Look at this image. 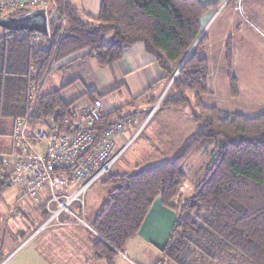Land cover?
<instances>
[{
    "label": "trees",
    "instance_id": "obj_1",
    "mask_svg": "<svg viewBox=\"0 0 264 264\" xmlns=\"http://www.w3.org/2000/svg\"><path fill=\"white\" fill-rule=\"evenodd\" d=\"M54 1L57 9L48 25L49 34L41 41L31 39L34 33L20 31L9 36L12 32L0 28L1 118L13 121L14 128L16 119L28 115L33 126L47 117H73L72 102L66 103L59 90L40 91L32 108L28 88L40 90L46 77L66 68L68 63L62 65L65 59L81 49L90 48V56L104 67L120 60L128 46L140 42L148 55L155 56L168 80L182 64L161 106L188 104L193 93V121L202 125L173 160L98 180L109 191L90 222L96 233L90 231L95 237L91 244L94 261L113 264L160 198L164 207L175 211L176 218L157 264H264V114L245 117L201 101L210 92L205 34L199 38L200 18L216 4L101 0L98 14L93 16L70 0ZM227 53L230 61L229 49ZM235 80L230 77L233 94L237 92ZM121 109L107 113L95 128L102 132L115 122L132 120L122 116ZM11 133L10 140L13 130ZM208 150L216 160L204 170L190 196L184 197L185 160ZM3 160L0 157V170H9ZM9 176L10 171L1 176L0 194L11 185Z\"/></svg>",
    "mask_w": 264,
    "mask_h": 264
},
{
    "label": "rangeland",
    "instance_id": "obj_2",
    "mask_svg": "<svg viewBox=\"0 0 264 264\" xmlns=\"http://www.w3.org/2000/svg\"><path fill=\"white\" fill-rule=\"evenodd\" d=\"M256 3V0L245 1V5L247 4V8L251 10L246 12L251 19H254L255 12L253 10ZM231 10L227 9L220 17V21H222V24H227L230 20L226 21V19L231 16L233 18L231 27L235 32L232 38L227 37L226 46L222 47L217 44L214 46L215 51L213 54L211 53L210 75H208L207 81V89L210 94L202 95L201 101L208 107L216 106L222 110L240 113L245 117H256L264 114V22L260 23L254 19L252 26L256 28L250 29L243 18L238 13H230ZM212 27L209 25L206 30L202 29V31H205L204 34L207 32L208 36L213 32ZM255 30L257 33L254 32ZM227 46L229 47L227 48ZM233 47L236 55L232 60ZM228 49L231 54L230 61H228ZM174 75L171 80H168L155 104L151 107H143L141 112H138L139 115L137 116L140 119L133 129L128 130V123L124 124L123 131L126 130L128 143L125 144V142L118 140V150L122 147H125V150L112 167L111 172H114L112 174L132 173L145 167H152L173 160L178 157L183 145L202 126L201 123L196 124L193 121V93L189 94L190 101L188 104L161 106L164 97L169 94L168 89L172 84L169 85V83L174 80ZM60 77H66L63 70L51 72L41 83V92H50L60 86V81H58ZM230 77L236 79L237 92L235 94L232 93L230 88ZM66 81L63 79L62 83ZM81 88L82 84H79L65 91L63 93L64 99L69 101L77 93L82 92ZM165 88L167 89L165 90ZM12 130L13 121L0 117L1 159L8 156L13 150L10 142ZM137 132L139 134L133 138ZM4 153H6L5 156H3ZM215 160L212 150L201 154H192L185 160L184 173H186V176L182 188L184 197L190 196L196 183L203 178L204 170L212 165ZM7 171L9 170L3 167L0 170V178ZM108 191V185L102 183V181H97L86 192L84 210L86 213L88 212V224L94 219L98 207L106 200ZM19 199L21 198L17 189L12 185L7 186L0 194V264H20L23 259L32 263L35 262V256L33 255L35 240L24 242L36 231L41 222L38 225L36 224V228H32V232L26 230L24 236H19V234L17 237L15 236L17 228L25 230L28 227L31 215H34L32 212H28L25 199ZM25 212L28 215H25ZM5 219L7 227L2 225ZM30 251L31 254L28 255L27 253ZM132 255L143 256L136 245L131 248V254L128 255L129 260L135 261L136 264H144ZM160 258L162 259V256Z\"/></svg>",
    "mask_w": 264,
    "mask_h": 264
},
{
    "label": "crops",
    "instance_id": "obj_3",
    "mask_svg": "<svg viewBox=\"0 0 264 264\" xmlns=\"http://www.w3.org/2000/svg\"><path fill=\"white\" fill-rule=\"evenodd\" d=\"M70 1L79 6L84 13L93 16L98 14L101 4V0ZM198 1L202 4H216L215 8L209 9L207 13L200 18L202 29L206 30L209 25H211V27L215 25L211 28V30H213L211 34L207 36L206 32L204 35L205 54H207L208 66L211 60L210 57L215 51L214 46L216 44L222 47L224 45L226 46L227 37L232 38L235 32L231 27L233 20L231 16L226 19V21L230 20L227 24H222V21H220V17L227 9H232L230 13H238L250 29L255 27L252 26L254 19L260 23L264 22V0H256L257 3L253 10V12H255L254 19L248 17L246 13L247 11H251L247 8V4L245 5L246 0ZM254 32H256V30ZM90 52V48H84L69 55L65 59L62 65L67 63L69 65L66 68L57 70H63L66 73V77H60L58 79V81H60V86L53 91L59 90L60 96H62L66 103L69 104L72 102L70 109L73 116L79 115L85 111L93 98H100L102 100L107 113L115 111L118 108H123L121 109V115L129 116V118L132 117V120L127 124V129H133L140 119V117L137 116L139 115L138 112L140 113L143 107H151L159 98L168 82L166 73L157 64L155 56L148 55L144 45L140 42L128 46L124 50L121 59L115 61V63L110 66H99L97 60L90 56ZM231 53L233 60L236 55L234 47ZM63 79L67 81L62 83ZM79 84H82V92L77 93L74 97L70 98L69 101L65 100L63 93ZM114 138L117 145L116 150L119 151L120 149H124L125 147H122L118 150V140L125 142V144L128 143L126 130L116 133ZM112 173L114 172H111V170L108 172V174ZM25 202L28 206V212L30 211L34 215H31L28 227L25 230L17 228L15 231L16 237L18 234L19 236H24L26 230L32 232V228H36V224L42 223L46 218V214H44L41 208L34 209L33 204L28 199H25ZM83 211L85 212V210ZM25 215H28V213L25 212ZM87 217L88 212H85L84 219L86 224H88ZM175 218V211L171 208L167 209L164 207L161 199L156 198L145 216L144 222L138 230L137 235L126 245L127 247L124 252L127 258H123L118 254L113 264H136L135 261L129 260L128 257V255L131 254V248L135 245L143 253V256L132 255V257H136L144 264L158 263L161 259V250L165 247V243L170 236V230L175 222ZM63 219L70 220L67 214L63 215ZM5 222L6 219L2 225L7 227ZM39 227L24 242L27 243L31 240H35L33 246L35 262L32 263L29 260L23 259L20 264H106L104 261L96 262L92 258L91 244L95 240V237L90 234L88 228L78 224L64 225V227L54 226L37 233ZM27 254L30 255L31 251Z\"/></svg>",
    "mask_w": 264,
    "mask_h": 264
},
{
    "label": "built area",
    "instance_id": "obj_4",
    "mask_svg": "<svg viewBox=\"0 0 264 264\" xmlns=\"http://www.w3.org/2000/svg\"><path fill=\"white\" fill-rule=\"evenodd\" d=\"M35 8H44L53 17L57 6L54 0H0V16ZM13 33L16 32L9 36ZM43 38L38 33L31 36L34 42ZM40 91L33 87L27 90L32 108ZM106 114L102 100L97 98L71 118L47 117L36 126L30 123V115L15 120L10 140L13 150L4 157L3 164L9 168L10 184L20 198L28 199L34 209L41 208L46 214L37 233L54 226L78 224L96 235L84 219V196L90 186L108 174L125 149L117 151L114 138L123 130L125 121L115 122L102 132L95 128ZM64 214L70 220H64ZM119 254L127 258L125 252Z\"/></svg>",
    "mask_w": 264,
    "mask_h": 264
},
{
    "label": "water",
    "instance_id": "obj_5",
    "mask_svg": "<svg viewBox=\"0 0 264 264\" xmlns=\"http://www.w3.org/2000/svg\"><path fill=\"white\" fill-rule=\"evenodd\" d=\"M51 18L52 17H49V14L46 13L44 8H35L31 9V11H28L27 13L20 14L18 16H0V28L7 32H34L44 37L48 36L49 34L48 25L51 21ZM201 36L202 35H200L199 38ZM196 44L194 46H196ZM181 66L182 64L179 66L176 73L182 68ZM172 81L169 83V85L172 83ZM166 89L167 88H165V90Z\"/></svg>",
    "mask_w": 264,
    "mask_h": 264
}]
</instances>
